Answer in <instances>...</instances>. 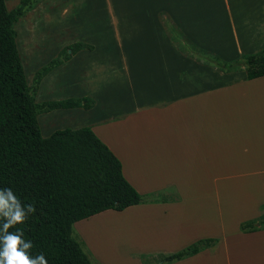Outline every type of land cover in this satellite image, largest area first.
<instances>
[{
    "label": "crops",
    "instance_id": "obj_1",
    "mask_svg": "<svg viewBox=\"0 0 264 264\" xmlns=\"http://www.w3.org/2000/svg\"><path fill=\"white\" fill-rule=\"evenodd\" d=\"M87 3L91 10L74 16L72 42L92 49L49 72L36 99L90 96L94 105L39 114L41 133L88 125L137 191L180 197L76 221L96 264H143L141 255L170 254L204 238L217 242L169 264H264V228L240 229L264 214V75L248 79L243 68L202 61L165 24L229 62L264 48V0ZM117 217L121 236L103 254L94 223Z\"/></svg>",
    "mask_w": 264,
    "mask_h": 264
},
{
    "label": "trees",
    "instance_id": "obj_2",
    "mask_svg": "<svg viewBox=\"0 0 264 264\" xmlns=\"http://www.w3.org/2000/svg\"><path fill=\"white\" fill-rule=\"evenodd\" d=\"M32 5L33 0H20L8 9L6 1L0 0V189L11 188L23 204L31 203L36 208L23 224L15 226L22 228L24 238L33 242V256L43 253L48 264H93L84 241L74 235L76 221L107 209L120 211L131 205L175 201L180 197L160 191H137L122 174L120 160L88 125L42 135L40 113L89 109L94 105L90 96L36 99L41 80L49 72L79 50L93 46L81 41L63 46L34 72L29 84L17 45L16 24ZM170 31L176 39L182 37L175 26ZM193 55L223 71L243 68L248 79L264 75V48L229 62L203 49L194 50ZM263 228L264 214L240 223L243 232ZM216 242L215 238L200 239L176 252L159 253L155 260L169 264ZM147 257L140 256L143 264Z\"/></svg>",
    "mask_w": 264,
    "mask_h": 264
},
{
    "label": "rangeland",
    "instance_id": "obj_3",
    "mask_svg": "<svg viewBox=\"0 0 264 264\" xmlns=\"http://www.w3.org/2000/svg\"><path fill=\"white\" fill-rule=\"evenodd\" d=\"M5 1L8 9H13L20 0ZM89 10H91V7H89L87 0H33V5L25 11L24 15L18 19L16 24L18 33L17 45L29 84H32L34 72L39 67L55 57L63 46L74 41V27H78L76 25L78 22H74V16L79 17L77 11L85 14ZM113 11H118V8H114ZM81 23L85 25V21H81ZM165 24L169 30L171 26L174 27L172 22ZM176 40L178 46L187 53L192 55V50L196 51L188 39L178 37ZM68 52H70V49H68ZM201 60L203 61V59ZM69 86L71 87V85ZM40 115L39 123L42 128L43 124L41 123L42 118H40ZM112 222H108L106 225L105 220L98 221L94 223L96 229L91 232L94 237H98L104 241L103 254L111 248L109 239L113 237L115 240L121 236L119 228L120 217L115 218V223ZM74 230V235L84 241L82 235L75 228ZM105 240H108V244H105ZM84 248L90 253L93 264H96V259L92 256L86 243ZM152 261H155V256L147 258L145 263L148 264ZM113 263L119 264L120 262L113 261Z\"/></svg>",
    "mask_w": 264,
    "mask_h": 264
},
{
    "label": "clouds",
    "instance_id": "obj_4",
    "mask_svg": "<svg viewBox=\"0 0 264 264\" xmlns=\"http://www.w3.org/2000/svg\"><path fill=\"white\" fill-rule=\"evenodd\" d=\"M34 204H23L11 188L0 189V264H48L43 253L31 254L34 244L15 227L34 214ZM14 228V231H9Z\"/></svg>",
    "mask_w": 264,
    "mask_h": 264
},
{
    "label": "water",
    "instance_id": "obj_5",
    "mask_svg": "<svg viewBox=\"0 0 264 264\" xmlns=\"http://www.w3.org/2000/svg\"><path fill=\"white\" fill-rule=\"evenodd\" d=\"M158 264V263H157Z\"/></svg>",
    "mask_w": 264,
    "mask_h": 264
}]
</instances>
